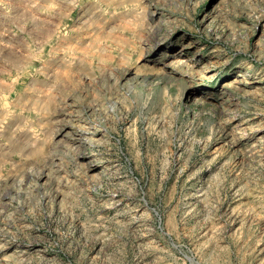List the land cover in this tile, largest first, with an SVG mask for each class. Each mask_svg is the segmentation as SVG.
I'll list each match as a JSON object with an SVG mask.
<instances>
[{"label": "rangeland", "instance_id": "374dc122", "mask_svg": "<svg viewBox=\"0 0 264 264\" xmlns=\"http://www.w3.org/2000/svg\"><path fill=\"white\" fill-rule=\"evenodd\" d=\"M0 264H264V0H0Z\"/></svg>", "mask_w": 264, "mask_h": 264}]
</instances>
